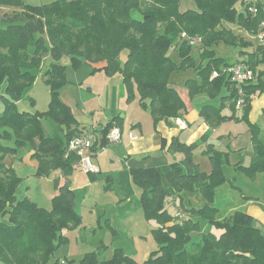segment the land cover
Listing matches in <instances>:
<instances>
[{
  "label": "trees",
  "instance_id": "trees-1",
  "mask_svg": "<svg viewBox=\"0 0 264 264\" xmlns=\"http://www.w3.org/2000/svg\"><path fill=\"white\" fill-rule=\"evenodd\" d=\"M183 1L192 6L182 8ZM251 4V0H0V9L5 10L0 15V89L4 87L5 100L0 114V264H264V232L255 217L243 210L217 217L212 202L217 186L226 179L217 150L209 151L213 162L209 173L177 169L182 190L192 191L195 183L208 180L200 189L207 201L201 207L183 206L154 168H132L143 214L156 222L151 232L157 246L142 263L119 247L105 256L102 241L78 259L56 257L59 244L67 241L64 231L81 224L73 189L67 182H56L51 206L45 208L26 195L17 196L23 177L3 162L5 155L30 146L31 157L37 160L36 177L55 169L64 176L74 167L76 154L66 155L67 143L64 147L63 140L45 135L41 122L50 117L69 128L67 142L81 134L79 128L71 129L75 116L60 97L68 81V59L73 67L87 63L92 71L120 75L127 101L136 97L155 123L180 117L184 102L174 77L191 71L181 80L190 95L206 94L220 102L218 107L204 105L200 116L210 127L231 119L246 121L252 158L249 165L238 168L250 177L263 172L264 135L248 115L253 96L264 91V46L253 37L264 29V7L256 3L253 13ZM183 33L198 42L191 45ZM219 44L237 46L243 59L227 60L217 52ZM237 62L247 64L253 73L252 79L240 84L241 95L225 70ZM214 71L217 75L211 78ZM38 76L49 87L47 110H19L16 102ZM226 106L229 115L222 113ZM119 122L114 116L100 130L101 146ZM180 147L189 151L193 146ZM169 205L176 206L175 211L181 208L184 218L175 219ZM200 219L220 229V234L203 231Z\"/></svg>",
  "mask_w": 264,
  "mask_h": 264
},
{
  "label": "crops",
  "instance_id": "crops-1",
  "mask_svg": "<svg viewBox=\"0 0 264 264\" xmlns=\"http://www.w3.org/2000/svg\"><path fill=\"white\" fill-rule=\"evenodd\" d=\"M89 67L90 77L81 80L79 83L82 84L77 87L78 89L84 87L86 92L93 96V98H89L90 100L87 99L83 102L81 111L78 110V112L81 113L82 118H80L77 113L75 114L72 109V102L69 99L64 85V87L62 86L63 89H60V97L71 108V111L75 116L76 122L71 125V129L78 130L79 128V133H81L80 135L95 130L94 132H97L99 135V143L92 151V161L98 165L100 171L98 173L89 172L84 174L76 167H73L68 174L64 176H62L60 169H55L51 170V172L47 175L36 177L34 176V172L37 167V160L34 158L33 162L35 169L31 171L30 175L38 183L45 179L48 180L54 175L52 177V190H46L48 194L47 199L50 200L55 194L56 182L58 185L67 182L73 189L75 194L76 209L81 215V224L75 228L65 230L64 235L66 239L71 233H74V236H76L75 232H78L77 235L81 236L85 235L86 232H89L86 230V224L83 220L84 210L88 206L95 207V210L91 208H89V210L95 216L96 223H98L99 226H101V223H104L101 227H106L111 231V234H135L134 232L136 231V228L128 224L129 219L133 216V210L130 209V196L135 197L133 199V205H136L137 198L138 201H140L139 191L141 193V190L132 181V168H154L161 177V183L165 187L172 188L177 192L183 206H203L207 201L203 197L200 189L208 183V180L205 179L195 183L192 191L182 190L177 182V169H181L182 172L186 174H192L197 170L209 173L213 169V162L209 158V151H212V149L220 152V158L223 160L221 169L226 177L225 181L217 186L212 204L218 208L216 202L217 195H219V192L225 191L226 193L236 197L237 200H240L237 203H231V207L225 216L235 210H243L249 212L255 217V212L251 210L252 206H257L252 202L254 196L248 194L244 195L243 188L234 184L236 176L234 177V180H232L231 177H227L224 172V165L230 163L232 164L234 170L242 172L247 177L251 178L243 170L238 168L241 165H249L252 158V142L250 139V131L248 130L249 126L246 121L237 119L226 120V122L244 121L247 129L244 133L245 135L243 134L245 136L243 138L246 139H239L238 137L240 133L236 135L231 134L232 130H229L228 133L223 132L219 134L218 132L220 129L218 127L221 126L219 124L225 121L219 123L215 127H210L199 114L204 105H213L218 107L220 105L219 99L207 98L206 94V96L204 94L191 96L187 87L183 86L182 83H175V87L184 102V108L181 110V115L177 118H170L168 122L165 120H159L155 123L148 111L139 105L136 97L127 101V92L120 75L115 74L109 76L103 70L97 69L92 71V67L90 65ZM68 76L67 71V79L69 78ZM69 81L70 80L68 79L67 82ZM47 90L49 92L48 86ZM254 96L251 100V108L248 116L251 122L258 125L256 120L253 119V111H257L258 109L255 108L253 103L255 101ZM216 101H218V103H216ZM76 104L79 105L78 102H76ZM261 108V111L264 112V106H261ZM46 110L38 111L42 112ZM238 110L236 115L240 117L241 112ZM222 113L229 115L231 111L226 106L223 108ZM114 116H118L120 118V122L118 123L121 128L120 139L117 142H109L106 139L107 142L105 146H101L100 130ZM43 118H41V122L44 134L63 140L65 147L67 143V136L65 132L69 128L59 125L56 121H54L56 125L54 131H61L58 134L62 135L46 134V128L42 121ZM130 133L134 136V138H130ZM183 144L192 145L193 147L189 151H186L180 147V145ZM26 148L30 150V146L22 147L18 150L16 155L21 149ZM31 154L32 152H30V156ZM6 156L7 155L4 156L3 162L7 166H12L15 171L23 177L22 181H24L25 178L23 172H18L16 166H14V164L10 161L5 162ZM231 156H239V158L231 161ZM204 157H207L210 161V168L206 162H203ZM22 158L23 157L20 156V160H22ZM246 158H250L249 163H245ZM260 173L261 172H257L253 179H255ZM56 177L58 178L55 180ZM30 183H32V181ZM20 184L18 188H20ZM122 184L129 185L131 191L130 194H122L120 187ZM133 186H136L137 191ZM85 187H88L87 192L84 193L82 199L80 200L78 198L80 195H78V191L84 190ZM232 189L237 190L242 195L240 196L232 193ZM98 190H102V193L97 194ZM110 190H113V192L108 195ZM30 191L31 190L25 191V194H22L21 196L26 195L38 205L44 207L43 204L45 203L46 205V202H42L43 204L41 205L37 200V197L41 196L37 195L36 197V194L30 193ZM177 199L179 200V198ZM139 206L143 214L141 203H139ZM46 207L47 206H45V208ZM174 208L176 209V206H174ZM138 215L139 214H137V216ZM219 218L222 217L219 216ZM154 227H156V225L152 228ZM95 231L96 230H93L92 234H94ZM100 241L107 246L106 251H112L114 248L119 247L122 248L126 254H128L124 249V246L112 243L106 244L103 238L100 237L99 240L95 242L93 248L86 249L82 254H79V256H68L67 258H80L85 252L95 249Z\"/></svg>",
  "mask_w": 264,
  "mask_h": 264
},
{
  "label": "rangeland",
  "instance_id": "rangeland-1",
  "mask_svg": "<svg viewBox=\"0 0 264 264\" xmlns=\"http://www.w3.org/2000/svg\"><path fill=\"white\" fill-rule=\"evenodd\" d=\"M45 1V0H42ZM31 2H40V0H31ZM192 6V2L190 1H183L182 3V8ZM5 10L0 9V15L4 12ZM1 22V19H0ZM232 26V25H231ZM234 27V26H232ZM217 52L219 54H224L227 60H241L243 59V56L238 53V47L237 46H232L228 47L225 44H219L218 47H216ZM126 53L125 50H123V56ZM173 57L178 60V52L173 51L172 52ZM67 61V71H68V79L70 80L67 82L64 86L65 89L67 90L69 99L72 102V109L74 110L75 114L77 113L80 118H82V115L78 110H82V104L84 101L87 99L93 98L91 94L86 92L84 87H81V89H78L77 87L80 86L81 84L79 83L83 79H87L90 74V67L88 64H81L77 67L71 66L70 62ZM65 61V62H66ZM192 72L189 70L179 72L174 77V81L176 84L181 83L182 78L191 75ZM63 86V87H64ZM61 87V89H63ZM4 87L0 89V114H2V111L4 110L5 107V100H4ZM205 95V94H204ZM206 96V95H205ZM204 96V97H205ZM207 98H210L209 96H206ZM255 101L254 106L257 109L253 111V119L256 120L258 123L259 127L261 128V133L264 135V112L261 111V106H264V91L261 92L260 94H256L255 96ZM49 92L47 90V86L43 82L40 76L36 78L34 83L27 89L25 92V95L23 98L18 100L17 103V108L19 110H27V111H35V110H46L48 103H49ZM89 99V100H90ZM78 102L79 105L76 104ZM218 103V101H216ZM238 110V109H237ZM240 110V109H239ZM238 110V111H239ZM43 124L46 128V134H51V135H57L61 131H54L55 128V123L54 119L47 117L43 118ZM220 127H218L219 134L226 132L228 133L229 130H232L233 135L239 134V139H246L243 138L245 137L244 133L246 131V123L244 121H231V122H223ZM95 131V130H94ZM97 134V132H95ZM244 134V135H243ZM62 135V134H58ZM227 136V135H226ZM232 137V136H231ZM30 150L28 148L26 149H21L17 155L14 154H9L5 158V162H11L16 166L18 172H23L24 174V181L21 182L20 188L17 189V196H21L22 194H25V191H30V193L40 195L41 197H37V200L39 204H43L42 202H46L43 204L44 207L47 206L46 208H50L51 206V200L47 199L48 194H47V189L52 190L53 188V181L51 176L50 179H45L42 182H37L35 181L30 175L31 171L35 169L34 167V158L30 156ZM20 156H22V160H20ZM238 157L236 156H231L230 160H236ZM203 162H206L210 168V161L208 160L207 157L203 158ZM250 158L245 159V163H249ZM204 168V167H202ZM224 172L227 177H231L232 180H234V177L236 176V181L234 184L239 185L243 188V194L246 195H252L254 198L252 199L253 204H256L257 206H252L251 210L255 212V218H256V224L261 227V229L264 232V172H261L258 174V176L253 179L255 176L249 178L242 172H239L237 170H234L232 164L228 163L224 165ZM31 177V178H30ZM29 179V180H27ZM242 180V181H241ZM32 181V183H30ZM246 184V185H245ZM133 185V184H132ZM225 185V184H223ZM121 187V192L123 193H129L130 194V188L128 184H122L120 185ZM134 189L137 191L136 186H133ZM87 188L85 187L84 190L78 191L79 199L81 200L84 193L87 192ZM139 191V190H138ZM232 193H235L236 195H242L240 192L237 190H231ZM113 192V190H110L108 195ZM102 190H98L97 194H101ZM140 194V191H139ZM35 196V195H34ZM125 196V195H123ZM135 197L130 196V206L133 210L132 212V217L129 219L128 224L132 225L133 227L136 228V231L134 232L135 234L130 235L127 233L124 234H118V233H113L111 234V231L108 230L106 227H101L96 223V218L93 215V213L89 210V208L95 210V207H86L84 210V216L83 220L86 224V230L89 231L88 233L86 232L85 235H77L78 232H75L76 236H74V233H71L67 236V241L66 242H61L59 246L57 247L55 251V256L64 258L68 256H79V254H82L86 249H91L94 247V244L97 240H99L100 237L103 238L104 242L106 244H119L121 246H124L125 250L127 253L131 256H133L136 260H138L140 263L144 261V259L149 255L150 251L156 248L157 243L153 238L151 228L155 226L156 222L155 220H147L142 214L141 208L139 206L140 201H136V205H133V199ZM139 200H140V195H139ZM246 200V199H245ZM240 200H237L236 197L233 195L226 193L225 191L219 192V195H217V217H223L225 216L226 213H228L229 208L231 207V203H237ZM248 201V199H247ZM139 202V203H138ZM138 209V210H137ZM167 210L170 213L175 212V208L172 205H169L167 207ZM91 214V216H90ZM137 214H139L137 216ZM93 220V221H92ZM200 224L202 226L203 231H212L214 234L217 236L220 234V229L215 228L212 226L210 223H208L205 220L200 219ZM88 225V226H87ZM93 230H96L94 234ZM195 240H198V236L194 237ZM114 246V245H113ZM112 251L107 250L105 252V256L109 257L111 255Z\"/></svg>",
  "mask_w": 264,
  "mask_h": 264
},
{
  "label": "built area",
  "instance_id": "built-area-1",
  "mask_svg": "<svg viewBox=\"0 0 264 264\" xmlns=\"http://www.w3.org/2000/svg\"><path fill=\"white\" fill-rule=\"evenodd\" d=\"M252 4L249 6V10L251 12H256L257 6L256 3H260L264 7V0H251ZM183 38L186 37L185 33L181 35ZM254 39L257 41L258 44L264 46V29L259 30L257 33L253 35ZM189 39V38H188ZM198 40L196 38H190L189 43L191 45H194L197 43ZM229 74L231 80L235 81L238 88L239 95L242 94V89L240 87V84L243 82H246L253 78V73L251 69L247 66V64L243 62H237L235 64H232L231 66L226 67L225 69ZM217 75V72L214 71L211 75L212 77H215ZM242 98L240 97L236 102L237 109H240L242 105ZM121 136V128L118 125H115L110 128L106 135V139L109 142H117L120 139ZM130 138H134V136L130 133ZM99 135L96 134L93 131L86 132L82 135L72 137L67 142V149H66V155L69 152H74L77 156V160L74 163V167H76L81 172L85 173H98L100 171L98 165L92 161V151L99 143ZM175 219H183L184 218V212L181 210V208H178L174 213Z\"/></svg>",
  "mask_w": 264,
  "mask_h": 264
}]
</instances>
